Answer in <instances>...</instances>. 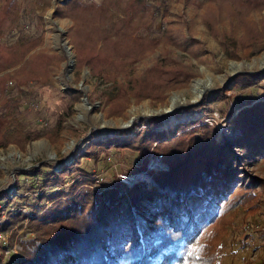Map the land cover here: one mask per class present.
I'll return each mask as SVG.
<instances>
[{
	"label": "rangeland",
	"instance_id": "374dc122",
	"mask_svg": "<svg viewBox=\"0 0 264 264\" xmlns=\"http://www.w3.org/2000/svg\"><path fill=\"white\" fill-rule=\"evenodd\" d=\"M14 1L13 13L0 28V42L20 46L33 38L36 41L25 52L18 50L21 54L15 63L0 70L8 75L0 90V190L11 197L23 194L7 207L0 197V206L6 207L3 213L12 212V207L27 215L40 211L37 191L29 186L45 177L31 170L32 166L46 169L51 166L43 164H51L59 170L77 156L97 188L118 179L126 185L143 182L161 191L148 169H167L168 164L153 148L149 162L157 157L158 161L148 162V169L140 172L132 170L142 158L129 148L111 146L97 159L85 150L91 141H105L123 130L127 136L135 135L144 126L139 117L149 116L161 117L155 130H163L166 136L179 132V122L203 117L215 127L218 142L231 141L240 131L230 126L229 119L242 104L249 106L264 98L263 76L251 84L233 79L237 73L264 69V0L255 8H248L246 0ZM134 35L152 38L154 43L135 47ZM82 44L111 53L113 62L99 74L88 64L78 65L76 48ZM40 53L51 54L50 59L46 67L33 69L31 60ZM158 58L169 64L179 62L191 76L163 88V100L136 98L129 83ZM120 85L125 88L127 105L120 114L111 115L110 99L119 94ZM206 97H210L206 109L174 113ZM169 108L173 110L166 112ZM247 168L257 177L255 198L243 193L231 203L218 240V264H264V157ZM125 173L137 175L124 181L121 174ZM73 175L81 176L78 170ZM71 183L67 180L64 189ZM240 190L236 187L233 193ZM41 203L49 202L43 199ZM27 221L28 217L0 232V264H17L21 241L34 236Z\"/></svg>",
	"mask_w": 264,
	"mask_h": 264
},
{
	"label": "trees",
	"instance_id": "16d2710c",
	"mask_svg": "<svg viewBox=\"0 0 264 264\" xmlns=\"http://www.w3.org/2000/svg\"><path fill=\"white\" fill-rule=\"evenodd\" d=\"M260 1L244 3L248 8H255ZM15 6L14 0H1L0 28ZM35 41L33 38L20 46L0 42V70L14 64L21 52ZM132 42L135 47H149L154 40L134 35ZM50 55L34 56L32 68L46 67ZM76 61L78 65L88 64L99 74L103 66L113 62V57L111 53H100L91 45L82 44L76 48ZM190 76L191 72L179 62L169 64L158 58L134 77L129 87L136 98L163 100V88L187 81ZM261 76L264 77V69L237 73L233 79L251 84ZM7 78L8 75L0 74V90L5 88ZM110 100L109 114H120L127 105L124 86L120 85L119 94ZM209 100L206 97L193 106H180L174 113L178 116L195 108L206 109ZM249 103V106L242 104L229 119L230 126L240 131L233 142H218L215 127L205 123L203 117L179 122L176 127L179 132L166 136L163 130H155L161 117L149 116L139 117L144 126L135 135L127 136V130H123L121 136L91 141L85 150L97 159L111 146L129 148L142 158L132 170L140 172L148 169L149 152L153 148L168 164L167 169H148L161 191L143 182L126 185L118 179L97 188L91 174L79 166L80 156L62 164L59 170L51 164H43L51 166L46 169L33 165L31 170L45 177L43 182L29 186L37 191L40 211L27 215L22 209L12 207V212L7 209L3 213L7 205L23 194L18 192L11 197L7 191L0 190V197L5 201L2 205H6L0 206V232L16 222L23 223L26 217L30 231L34 232L33 237L21 241L16 263L218 264V240L225 228V214L238 195L247 193L250 199L255 198L257 177L248 172L247 165L264 157V98ZM74 170L81 176L73 177ZM67 180L72 183L65 190ZM15 185L19 188L18 182ZM236 187L241 190L233 193ZM43 199L49 203H41Z\"/></svg>",
	"mask_w": 264,
	"mask_h": 264
},
{
	"label": "built area",
	"instance_id": "2783aa9c",
	"mask_svg": "<svg viewBox=\"0 0 264 264\" xmlns=\"http://www.w3.org/2000/svg\"><path fill=\"white\" fill-rule=\"evenodd\" d=\"M158 161V157L157 158H155V160H154V158L149 162L150 163V165H152V164H155V162H157ZM137 174H135V176H136ZM134 175L132 176H129L128 174H121V177H123V180L124 181H129L128 179H133L134 177H135Z\"/></svg>",
	"mask_w": 264,
	"mask_h": 264
},
{
	"label": "water",
	"instance_id": "95a60500",
	"mask_svg": "<svg viewBox=\"0 0 264 264\" xmlns=\"http://www.w3.org/2000/svg\"><path fill=\"white\" fill-rule=\"evenodd\" d=\"M173 110V108H169V109H166L165 111L166 112H169V111H172ZM133 119V117L131 118V120Z\"/></svg>",
	"mask_w": 264,
	"mask_h": 264
}]
</instances>
